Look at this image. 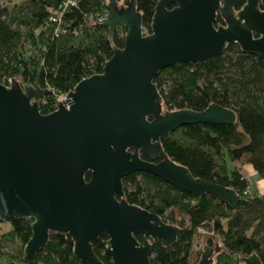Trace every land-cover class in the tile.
Segmentation results:
<instances>
[{
    "label": "water",
    "instance_id": "water-1",
    "mask_svg": "<svg viewBox=\"0 0 264 264\" xmlns=\"http://www.w3.org/2000/svg\"><path fill=\"white\" fill-rule=\"evenodd\" d=\"M136 3L108 0L99 23L110 39L126 28L124 46L113 47L102 73L67 94L69 107L59 101V109L44 114L40 101L48 89L15 78L0 82V222L34 218L28 264L51 233L69 235L74 255L94 263H101L94 243L103 235L114 264H152L155 242L172 247L180 227L124 197V178L136 172L198 198L215 195L231 209L241 202L237 190L195 177L162 146L181 126L234 125L236 112L217 103L204 111L164 110L155 79L176 64L222 55L231 44L264 57L263 0H245L239 9L237 0H158L149 33ZM220 250L218 242L205 245L196 264H214ZM240 261L264 264L257 253Z\"/></svg>",
    "mask_w": 264,
    "mask_h": 264
},
{
    "label": "trees",
    "instance_id": "trees-1",
    "mask_svg": "<svg viewBox=\"0 0 264 264\" xmlns=\"http://www.w3.org/2000/svg\"><path fill=\"white\" fill-rule=\"evenodd\" d=\"M66 1L0 0L1 83L10 85L15 78L21 84L69 93L83 78L103 72L114 46H124L126 28L119 27L110 39L107 27L97 21L107 11L108 0H75V6L63 11L61 5ZM136 1L149 33L158 0ZM244 3L237 0L236 9ZM54 15H61L60 24L52 20ZM219 23H223L220 17ZM59 25L66 31L56 36ZM155 83L167 109L204 111L217 103L236 112L234 125L181 126L162 146L195 177L233 188L242 198L237 208L231 209L215 195L198 198L150 173L126 176L124 197L130 204L181 229L172 247L153 244L152 264H196L203 251L198 249V238H206L205 245L220 244L214 264H243L240 259L253 253L264 263V195L252 189L237 165L251 164L264 179V57L243 53L238 44H231L222 55L163 69ZM53 103L49 92L40 104L41 112L51 113ZM8 222L10 228L0 235V264H25L34 218L14 217ZM107 239L103 235L94 243L101 260L94 263L74 255L69 235L51 233L34 264H114L106 251ZM4 243L12 245L6 248Z\"/></svg>",
    "mask_w": 264,
    "mask_h": 264
},
{
    "label": "built area",
    "instance_id": "built-area-1",
    "mask_svg": "<svg viewBox=\"0 0 264 264\" xmlns=\"http://www.w3.org/2000/svg\"><path fill=\"white\" fill-rule=\"evenodd\" d=\"M75 5H76V1H75V0H68V1H66L63 5H61V9H62L63 11H66L70 6H75ZM49 10H50V11H54L53 8H49ZM106 13H107V11L105 12V14H100V15L98 16L97 21H98V22H104V19L106 18V17H105ZM52 20H53L54 22H58V23L60 24V23H61V20H62V19H61V15H59V16L54 15V16L52 17ZM65 31H66V30H65L64 28L60 27V25H59V26L56 28V30H55V34H56V36H59L60 33L65 32ZM121 35H122V36H125V33L122 32ZM48 90H49V92H52V95H53V97H54V103H53V107H52V109H51V112L56 111L57 109H59V101H62V103H63L65 106H67V107L70 106L69 100H68V98L66 97L68 93H63V92H61V91H59V90H55L54 88H48ZM44 102H45V97L41 99L40 104H41V103H44ZM164 110H170V109H167L166 106H165V107H164Z\"/></svg>",
    "mask_w": 264,
    "mask_h": 264
},
{
    "label": "rangeland",
    "instance_id": "rangeland-1",
    "mask_svg": "<svg viewBox=\"0 0 264 264\" xmlns=\"http://www.w3.org/2000/svg\"><path fill=\"white\" fill-rule=\"evenodd\" d=\"M239 165H241V166H243L244 164H239ZM244 167V166H243ZM244 171H246L245 169H244ZM245 174H246V172H245ZM249 181H250V183H251V185L254 187V188H259V186L261 185V184H263L264 183V179H262L260 176H254V177H250L249 178ZM10 228V224H9V222H0V235L1 234H3L4 232H6L8 229ZM207 236L209 235V234H206ZM209 237H211V235H209ZM198 241H199V243L201 244V246H200V244H198V249H199V251H202L203 250V248L202 247H204L205 246V244H206V238H204V239H197ZM10 244V243H9ZM9 244L7 243V244H3L6 248H10L11 246H9ZM10 245H12V244H10ZM25 264H28V263H25Z\"/></svg>",
    "mask_w": 264,
    "mask_h": 264
},
{
    "label": "crops",
    "instance_id": "crops-1",
    "mask_svg": "<svg viewBox=\"0 0 264 264\" xmlns=\"http://www.w3.org/2000/svg\"><path fill=\"white\" fill-rule=\"evenodd\" d=\"M236 164H237V163H236ZM239 164H244V165H243L244 167L241 166V165H239ZM237 165H238V167H240V168L242 169V171L244 172V174H245V172H246L245 176H246L248 179H249L250 177H254V176H257V175H258L257 171H256V170L253 168V166H252L251 164H249V163L239 162ZM244 169H245L246 171H244ZM258 176H259V175H258ZM251 187H252V189L257 190L259 194L264 195V183L261 184V185L259 186V188H254L252 185H251Z\"/></svg>",
    "mask_w": 264,
    "mask_h": 264
},
{
    "label": "flooded vegetation",
    "instance_id": "flooded-vegetation-1",
    "mask_svg": "<svg viewBox=\"0 0 264 264\" xmlns=\"http://www.w3.org/2000/svg\"><path fill=\"white\" fill-rule=\"evenodd\" d=\"M263 3H264V0H263ZM221 19H222V18H221ZM222 20H223V19H222ZM223 23H225L224 20H223Z\"/></svg>",
    "mask_w": 264,
    "mask_h": 264
}]
</instances>
